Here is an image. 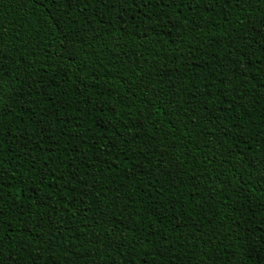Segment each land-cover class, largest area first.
<instances>
[{
  "label": "trees",
  "instance_id": "16d2710c",
  "mask_svg": "<svg viewBox=\"0 0 264 264\" xmlns=\"http://www.w3.org/2000/svg\"><path fill=\"white\" fill-rule=\"evenodd\" d=\"M0 264H264V0H0Z\"/></svg>",
  "mask_w": 264,
  "mask_h": 264
}]
</instances>
